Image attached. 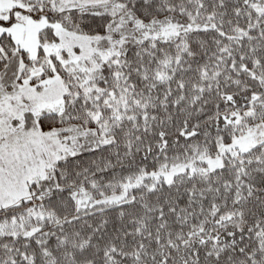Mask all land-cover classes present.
I'll return each mask as SVG.
<instances>
[{"label":"snow or ice","instance_id":"1","mask_svg":"<svg viewBox=\"0 0 264 264\" xmlns=\"http://www.w3.org/2000/svg\"><path fill=\"white\" fill-rule=\"evenodd\" d=\"M0 264H264V0H0Z\"/></svg>","mask_w":264,"mask_h":264}]
</instances>
